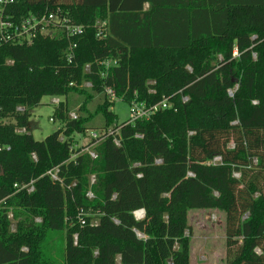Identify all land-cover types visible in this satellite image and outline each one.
Listing matches in <instances>:
<instances>
[{
	"label": "trees",
	"instance_id": "16d2710c",
	"mask_svg": "<svg viewBox=\"0 0 264 264\" xmlns=\"http://www.w3.org/2000/svg\"><path fill=\"white\" fill-rule=\"evenodd\" d=\"M58 10L84 34L0 42V264H56L45 242L61 231L63 264H191L192 210L225 214L226 264H264V0H17L7 11ZM106 88L173 108L123 123L122 146L109 138L92 159L74 136L120 125ZM96 95L105 99L91 113ZM46 97L64 99L52 117L63 128L37 141L29 120ZM74 97L83 114L72 120ZM216 156L222 165L206 164ZM32 181V193L18 191Z\"/></svg>",
	"mask_w": 264,
	"mask_h": 264
},
{
	"label": "built area",
	"instance_id": "2783aa9c",
	"mask_svg": "<svg viewBox=\"0 0 264 264\" xmlns=\"http://www.w3.org/2000/svg\"><path fill=\"white\" fill-rule=\"evenodd\" d=\"M17 0H0V42L14 44V45H25V44H31L39 35H45L50 33L51 35L60 30L66 34V36L69 37H75L83 35L85 32V28L83 26H77L71 22V20L64 16L60 10L57 12H45L43 14H33L30 13L28 15H23L21 17H16L13 15L12 12L8 13V9L12 8L13 5ZM97 29V37L102 38L104 36V33L107 31L108 26L106 22H99L96 25ZM76 48V45L72 46V49ZM69 57V56H68ZM71 57V56H70ZM239 57L238 49H234L233 51V59H236ZM73 58V56H72ZM254 60L257 59V54H253ZM101 66H104L106 69H109L115 65H117L116 61L113 60H105L99 63ZM190 71L191 69L188 68ZM85 71L88 73L90 71V66H86ZM85 87L91 88V83H85ZM239 89V83L235 85L234 88L228 90V95L231 98H234L235 93ZM104 93L109 98L110 102H116L120 101L115 93L114 90L110 88H106L104 90ZM152 93V92H151ZM189 101L188 97H183L182 102L185 104ZM60 103V100L57 98H53V104L57 106ZM254 105H257L258 102L254 101ZM173 108L172 103H170L169 99H164L161 102L155 104V105H147L145 102H141L138 100V97L136 96L134 100L130 104V115L129 120L124 123V126L129 124H134L138 121H150L157 112L161 110H167ZM22 110V109H21ZM76 113H70L69 118L72 120L77 119ZM53 122V120L51 119ZM236 124V122L234 123ZM122 128V124L116 127V129H105V130H96L93 131L92 138H91V144L87 149L84 151L87 152L92 159L97 158V154L95 151H93V147L96 144H99L109 138H113V142L116 145L117 148H120L122 146L121 139H120V130ZM17 133L24 134L26 133L25 129H17ZM193 132H190V135H193ZM119 137V138H118ZM137 138H141V136H137ZM61 141L64 140V137L61 136ZM33 159L36 161V156H32ZM161 160H157L156 164H161ZM223 160L222 157L216 156L212 161L207 162V165H222ZM254 163H256V160H254ZM58 170L54 169L52 171H49L47 175H49L52 180H58L57 177ZM189 176H193L192 173H188ZM236 178L240 177L239 173L234 174ZM95 183V179L92 180V184ZM18 188L17 186H15ZM27 191L28 193H32L34 191V182L24 185L20 188H18V191ZM88 197L93 198L92 193H88ZM143 213L141 215L140 219H137L135 212V218L137 220H143L145 218V212L141 210ZM37 222L40 223L41 220L37 219ZM84 222H82L83 224ZM77 236H74V243L77 245Z\"/></svg>",
	"mask_w": 264,
	"mask_h": 264
},
{
	"label": "rangeland",
	"instance_id": "374dc122",
	"mask_svg": "<svg viewBox=\"0 0 264 264\" xmlns=\"http://www.w3.org/2000/svg\"><path fill=\"white\" fill-rule=\"evenodd\" d=\"M78 99V97H74L71 103L74 105ZM104 99L105 96L96 95L93 102L88 105L90 112L94 113L97 106L104 102ZM59 100L64 101V99ZM79 106L80 105L72 106L70 113H76L78 117L82 115L83 113L79 111ZM56 107L57 106L53 104V98L46 97L38 107L31 111L29 134H31L35 140L43 141L60 128H63V125L61 126L59 122L51 121ZM112 111L117 116L119 124H123L129 120L130 105L127 102L123 100L117 101ZM13 122L14 121L11 120L9 121V123ZM92 123L98 128L103 126L99 117H96ZM91 133H93V130L84 136L75 135L74 141L76 147H86L87 149V147L91 145ZM94 179V176L90 177L91 185ZM225 220V214L219 210L189 211L188 225L191 231L186 232V235L189 236L191 240V264H226L227 243ZM13 228H15V222L13 223ZM45 243L48 253L52 255L53 261H55L56 264H63L64 248L66 244L65 231L50 232Z\"/></svg>",
	"mask_w": 264,
	"mask_h": 264
},
{
	"label": "bare ground",
	"instance_id": "6f19581e",
	"mask_svg": "<svg viewBox=\"0 0 264 264\" xmlns=\"http://www.w3.org/2000/svg\"><path fill=\"white\" fill-rule=\"evenodd\" d=\"M142 211H138L137 213H136V217H137V219H140L141 218V215H142Z\"/></svg>",
	"mask_w": 264,
	"mask_h": 264
},
{
	"label": "crops",
	"instance_id": "0c3cea01",
	"mask_svg": "<svg viewBox=\"0 0 264 264\" xmlns=\"http://www.w3.org/2000/svg\"><path fill=\"white\" fill-rule=\"evenodd\" d=\"M148 8H149V5H146V6H145V9L147 10Z\"/></svg>",
	"mask_w": 264,
	"mask_h": 264
},
{
	"label": "water",
	"instance_id": "95a60500",
	"mask_svg": "<svg viewBox=\"0 0 264 264\" xmlns=\"http://www.w3.org/2000/svg\"><path fill=\"white\" fill-rule=\"evenodd\" d=\"M138 236H139V237H141V238L143 237V236H142V235H140V234H138Z\"/></svg>",
	"mask_w": 264,
	"mask_h": 264
}]
</instances>
